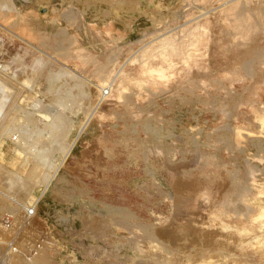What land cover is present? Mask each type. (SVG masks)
I'll use <instances>...</instances> for the list:
<instances>
[{
	"label": "rangeland",
	"instance_id": "374dc122",
	"mask_svg": "<svg viewBox=\"0 0 264 264\" xmlns=\"http://www.w3.org/2000/svg\"><path fill=\"white\" fill-rule=\"evenodd\" d=\"M5 1L0 264H264V0Z\"/></svg>",
	"mask_w": 264,
	"mask_h": 264
},
{
	"label": "bare ground",
	"instance_id": "6f19581e",
	"mask_svg": "<svg viewBox=\"0 0 264 264\" xmlns=\"http://www.w3.org/2000/svg\"><path fill=\"white\" fill-rule=\"evenodd\" d=\"M1 2H3V3H2V4H3L2 7H4V3H6V1H5V0H4V1H0V4H1ZM237 2H238V1H237ZM2 4H1V5H2ZM5 6H6V5H5ZM57 23H58V22H57ZM27 33H28V32H27ZM30 34H31V33H30ZM41 36L43 37V35H41ZM29 37H31V35H30ZM54 54H55V53H54ZM114 54H115V53H114ZM25 55H26V54H25ZM111 62H112V61H111ZM36 64H37V63H36ZM53 74H54V73H53ZM55 76H56V75H55ZM48 79H49V78H48ZM1 82H2V81H1ZM56 91H57V90H56ZM56 96H57V95H56ZM18 97H19V96H18ZM52 98H53V97H52ZM3 101H4V100H3ZM0 102H1V101H0ZM5 103H6V102H5ZM73 103H74V102H73ZM2 104H3V102H2ZM239 104H240V103H239ZM0 105H1V103H0ZM1 107H2V106H1ZM1 107H0V109H1ZM60 107H61V106H60ZM13 109H14V108H13ZM66 110H67V109H66ZM14 111H15V110H14ZM18 111H19V110H18ZM18 111H17V112H18ZM10 112H11V111H10ZM56 112H57V111H56ZM12 113H13V112H12ZM18 113H19V112H18ZM18 113H17V115H18ZM20 113H21V112H20ZM28 114H31V113H28ZM57 114L59 115V113H57ZM57 114H56V115H57ZM23 115H24V114H23ZM26 115H27V114H26ZM26 115H25V116H26ZM61 115H62V114H61ZM61 115H60V116H61ZM12 116H14V115H12ZM66 116H67V115H66ZM9 117H10V116H9ZM27 117H28V116H27ZM31 117H32V115H31ZM261 117H262V116H261ZM263 118H264V117H263ZM60 119H61V117L59 118V116H58V120H60ZM26 120H27V119H26ZM50 120H52V119H50ZM58 120H56V121H58ZM261 120H262V119H261ZM9 121H10V120H9ZM13 121H14V120H13ZM13 121H12V122H13ZM56 121H55V122H56ZM10 122H11V121H10ZM53 122H54V121H53ZM58 122H59V121H58ZM33 123H34V122H33ZM59 123H61V121H60ZM9 124H10V123H9ZM49 124H50V123H49ZM49 124H48V125H49ZM56 124H58V123L56 122L55 125H56ZM66 124H67V122H66ZM21 125H22V124H21ZM45 125H46V124H45ZM53 125H54V124H52V126H53ZM42 126H43V125H41V127H42ZM46 126H47V125H46ZM46 126H45V127H42V128H46ZM131 126H132V125H131ZM9 127H10V126H9ZM58 127H59V124H58ZM147 127H148V126H147ZM49 128H51V127H49ZM55 128H56V127H55ZM65 129H66V128H65ZM67 129H68V128H67ZM46 130H47V129H44L45 133H46ZM58 130H60V129H58ZM22 131H23V129H22ZM26 131H27V130H26ZM49 131L51 132L52 129H50ZM50 132H49V133H50ZM19 133H20V132H19ZM47 133H48V132H47ZM49 133H48V134H49ZM53 133H54V132H53ZM2 134H3V133H2ZM63 134H64V133H63ZM5 135H8V134H5ZM50 135H51V134H50ZM2 136L5 137L4 135H2ZM9 136H10V135H9ZM51 136H53V135H51ZM54 136H55V135H54ZM0 137H1V136H0ZM59 137H60V136H59ZM5 138H6V137H5ZM8 138H9V137H8ZM37 138H38V137H37ZM54 139H55V137H54ZM58 139H59V138H58ZM52 140H53V139H52ZM52 140H51V141H52ZM55 140H56V139H55ZM0 141H1V140H0ZM45 141H47V140H45ZM48 141H49V140H48ZM48 141H47V142H48ZM51 141H50V142H51ZM57 141H58V140L53 141L52 143L54 144V142H57ZM1 142H2V141H1ZM11 142H12V141H11ZM50 142H49V143H50ZM44 143H45V142H44ZM53 144H52V145H53ZM55 144H56V143H55ZM56 145H57V144H56ZM56 145H55V146H56ZM36 146H37V145H36ZM41 146H42V145H41ZM45 146H46V145H45ZM46 147H47V146H46ZM46 147H44V150H39V151H38V152L41 151V152H40L41 154H42V151H43V153H44V154H42L43 156L45 155V148H46ZM48 148H49V147H48ZM48 148H47V150H46L47 153H49V152H48V150H49ZM54 148H57V147H54ZM54 148H53V149H54ZM51 151H52V150H51ZM51 151H50V152H51ZM61 151H63V150H61ZM68 151H69V150H68ZM34 152H36V151H34ZM63 152H64V151H63ZM32 153H33V152H32ZM32 153H31V155H30L31 157H33L32 160H36V158H37V160L40 161V162H41V160H42L41 163H43V161L48 160L47 157H45V160H43V159H44L43 157H41V158H43V159L39 158V159H40V160H39L38 157H40V156H38V157H36V155L33 156ZM47 153H46V154H47ZM37 155H39V154L37 153ZM49 156L51 157V155H49ZM35 157H36V158H35ZM50 157H49V160L52 158V157H51V158H50ZM24 158H25V157H24ZM34 158H35V159H34ZM62 159H63V158H62ZM37 160H36V165H37ZM49 160H48L49 165H48V163L44 162V163H43V166H42L43 168H45L44 166H46V167H49V166H50V164H51L52 162H50ZM22 161H23V159H22ZM22 161H21V163H20L21 165H22ZM28 162H29V161H28ZM62 162H63V161H62ZM5 163H6V162H5ZM7 163H8V162H7ZM17 163H19V162H17ZM17 163H16V164H17ZM45 164H47L48 166L45 165ZM59 164H60V163H59ZM24 165L26 166V163H25ZM41 165H42V164H41ZM19 166H20V165H19ZM19 166H17V167H19ZM22 166H23V165H22ZM57 166H59V165H57ZM2 167H3V166H2ZM4 168H5V167H4ZM17 169H18V168H17ZM25 170H26V169H25ZM42 170H43V169H42ZM18 171H19V170H18ZM25 172H26V171H25ZM44 172H45V170H44ZM12 173H13V172H12ZM14 174H15V173H14ZM24 174H25V173H23V175H24ZM49 174H51V173H49ZM11 175H12V174H11ZM25 176H27V175H25ZM51 176H52V175H51ZM37 177H38V175H37ZM9 178H10V176H9ZM13 178H14V177H13ZM16 178H18V176H17ZM47 178H49V177H48V174H45V173H43L42 176H40L39 178H36V174H35V169H34V168L32 169V171H30V173H28V176L26 177L27 182H29V183H30L29 185H31V186H32V185L34 186L35 184H38V185L40 184V185H43V186H44V185H45V184H44V181H45V183H46V179H47ZM11 179H12V178H11ZM49 179H50V178H49ZM17 180H18V179H17ZM17 180H16V181H17ZM20 180H21V178H20ZM16 181H15V182H16ZM51 183H52V182H51ZM13 184H14L13 181H10L9 184H8V186H7L8 188H4V189H3V190L5 191V193L7 192V193H6L7 195H8V193H10V192L13 193V192L11 191L12 188H13V187H12ZM16 184H17V186H18V183H17V182L15 183V185H16ZM27 184H28V183H27ZM22 185H23V184H22ZM46 185H48V183H47ZM46 185H45V186H46ZM26 186H27V185H26ZM45 186H44V187H45ZM15 187H16V186H14V188H15ZM14 188H13V189H14ZM29 188H30V187H29ZM15 189H16V188H15ZM63 189H64V188H63ZM1 192H2V191H1ZM4 195H5V194H4ZM7 195H6V196H7ZM11 195H12V194H11ZM4 198H5V197H4ZM232 198H233V197H232ZM0 199H1V198H0ZM12 199H13V198H12ZM233 199H234V198H233ZM6 200H7V199H6ZM2 204H4V203H2ZM2 204H1V206H2ZM8 205H9V204H8ZM262 218H263V217H262ZM12 234H13V233H12ZM11 236H12V235H11ZM42 247H43V246H42ZM44 247H45V246H44ZM39 248H40V247H38V248L36 249L37 252H36L33 256H29L28 258H25V259H24V257L21 256V255H17V254L14 255L13 257L9 258V260H8V261H9L8 264H50V261H49V263H48V261L46 260V257L44 258V255H43L44 253H46V251L44 252L43 249H39ZM11 250H12V249H11ZM11 250H10V251H11ZM43 252H44V253H43ZM49 256H50V255H49ZM7 258H8V257H7ZM22 258H23V259H22ZM48 259H49V258H48ZM51 262H52V261H51ZM51 264H52V263H51Z\"/></svg>",
	"mask_w": 264,
	"mask_h": 264
}]
</instances>
